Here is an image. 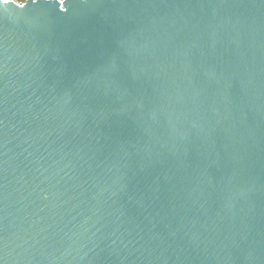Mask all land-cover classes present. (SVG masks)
<instances>
[{"label": "water", "instance_id": "95a60500", "mask_svg": "<svg viewBox=\"0 0 264 264\" xmlns=\"http://www.w3.org/2000/svg\"><path fill=\"white\" fill-rule=\"evenodd\" d=\"M0 264H264V0H0Z\"/></svg>", "mask_w": 264, "mask_h": 264}, {"label": "trees", "instance_id": "16d2710c", "mask_svg": "<svg viewBox=\"0 0 264 264\" xmlns=\"http://www.w3.org/2000/svg\"><path fill=\"white\" fill-rule=\"evenodd\" d=\"M16 1H20V2H22V1H24V0H16Z\"/></svg>", "mask_w": 264, "mask_h": 264}]
</instances>
